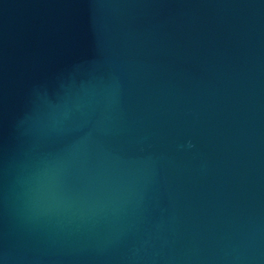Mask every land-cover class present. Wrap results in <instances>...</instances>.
I'll list each match as a JSON object with an SVG mask.
<instances>
[{
    "label": "water",
    "instance_id": "95a60500",
    "mask_svg": "<svg viewBox=\"0 0 264 264\" xmlns=\"http://www.w3.org/2000/svg\"><path fill=\"white\" fill-rule=\"evenodd\" d=\"M0 264H264V0H0Z\"/></svg>",
    "mask_w": 264,
    "mask_h": 264
}]
</instances>
